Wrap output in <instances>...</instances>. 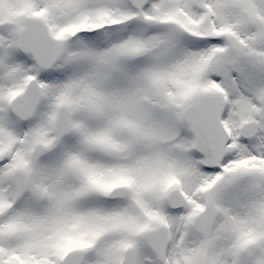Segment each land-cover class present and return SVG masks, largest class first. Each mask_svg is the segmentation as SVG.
Instances as JSON below:
<instances>
[{
	"label": "snow or ice",
	"instance_id": "1",
	"mask_svg": "<svg viewBox=\"0 0 264 264\" xmlns=\"http://www.w3.org/2000/svg\"><path fill=\"white\" fill-rule=\"evenodd\" d=\"M0 264H264V0H0Z\"/></svg>",
	"mask_w": 264,
	"mask_h": 264
}]
</instances>
